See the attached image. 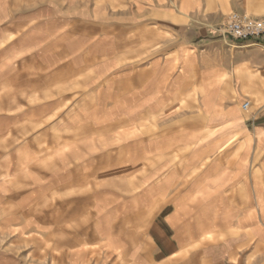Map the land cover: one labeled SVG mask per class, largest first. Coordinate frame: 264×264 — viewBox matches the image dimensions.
<instances>
[{
  "label": "crops",
  "instance_id": "crops-1",
  "mask_svg": "<svg viewBox=\"0 0 264 264\" xmlns=\"http://www.w3.org/2000/svg\"><path fill=\"white\" fill-rule=\"evenodd\" d=\"M233 11L264 17V0H0V110L27 106L11 79L30 58L99 59L105 78L132 79L121 99L101 85L115 92V136H155L153 154L182 158L114 209L91 197L39 264H264V36L215 34L212 19Z\"/></svg>",
  "mask_w": 264,
  "mask_h": 264
},
{
  "label": "rangeland",
  "instance_id": "rangeland-1",
  "mask_svg": "<svg viewBox=\"0 0 264 264\" xmlns=\"http://www.w3.org/2000/svg\"><path fill=\"white\" fill-rule=\"evenodd\" d=\"M230 13L212 19L215 34L223 36ZM41 64L30 58L26 75L11 79L26 87L27 106L0 110V264H39L58 256L69 218L88 210L91 197H107L106 206L114 209L115 198L122 190L124 196L131 192L132 182L142 191L154 166L182 160L178 146L171 155L153 154L155 136H115V92L101 85L114 84L121 99L132 86L130 77L105 78L99 59ZM13 114L21 115L9 117ZM147 218L141 208V242Z\"/></svg>",
  "mask_w": 264,
  "mask_h": 264
},
{
  "label": "built area",
  "instance_id": "built-area-1",
  "mask_svg": "<svg viewBox=\"0 0 264 264\" xmlns=\"http://www.w3.org/2000/svg\"><path fill=\"white\" fill-rule=\"evenodd\" d=\"M221 34L238 42L256 40L264 36V18H253L247 14L232 12L225 18ZM249 101L241 104L247 110Z\"/></svg>",
  "mask_w": 264,
  "mask_h": 264
}]
</instances>
